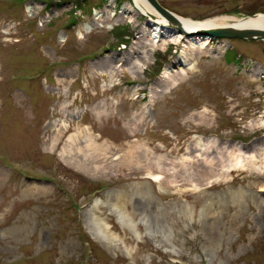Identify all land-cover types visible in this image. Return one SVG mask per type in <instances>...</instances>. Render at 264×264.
Instances as JSON below:
<instances>
[{
  "label": "rangeland",
  "instance_id": "obj_1",
  "mask_svg": "<svg viewBox=\"0 0 264 264\" xmlns=\"http://www.w3.org/2000/svg\"><path fill=\"white\" fill-rule=\"evenodd\" d=\"M128 1L0 0V264H264V166L198 177L184 161L197 187L128 174L137 157L179 159L199 135L263 143L250 124L264 120V40L205 35L190 49L154 37ZM157 1L196 20L264 13V0ZM166 68L181 71L176 85ZM204 106L209 125L191 116ZM85 127L115 158L99 177L58 156ZM141 139L158 149L146 159L132 155Z\"/></svg>",
  "mask_w": 264,
  "mask_h": 264
},
{
  "label": "bare ground",
  "instance_id": "obj_2",
  "mask_svg": "<svg viewBox=\"0 0 264 264\" xmlns=\"http://www.w3.org/2000/svg\"><path fill=\"white\" fill-rule=\"evenodd\" d=\"M126 9L130 10L134 15L145 14L148 23L152 27L150 33H152L154 37H160L165 34V40L175 44L186 37L188 38V41L185 42L184 47L188 45L191 46L190 49H195V47H197L199 50L200 48H205V46L209 45L208 39L204 38L206 33L203 32L206 30L219 27L264 30V13L240 17L224 14L202 20L179 16L177 19L178 21L170 26L167 25L169 19L154 9L148 0H129L126 4ZM128 17L131 21L133 20L132 23L137 21L136 17ZM139 32L143 36L147 33L144 26L139 27ZM226 45V41L218 42L214 47V51L222 52ZM134 51L138 52V47L134 48ZM144 58L145 61H147L146 54L144 55ZM190 59L191 58L188 57L187 54L185 56L183 55V60ZM142 62L143 61L139 60L135 63L137 67H139ZM253 70L258 71L256 67H254ZM180 72L181 71L169 75V70L167 68L164 70L169 86H174L178 83V79L181 76ZM183 73L186 74L187 72L184 71ZM103 112L104 110L102 109V106H96L94 109V113L98 116L102 115ZM145 112L146 111H144V113ZM207 114L208 107L204 106V109L201 112H195L191 116L200 118L205 125H209V119L206 118ZM68 123L69 122H65L64 127H67ZM250 126L253 129L262 127L264 126V120H252ZM209 127H211V125ZM132 135L135 137V134ZM97 137L98 135L94 134L90 127H85L84 130H78L76 133H70L67 135L65 142L61 146L58 156L64 164L73 167L83 174L90 177H99L108 171L110 163H112L115 158L108 156V154L104 155V159L100 156L101 154L97 150L102 148L103 144L97 143ZM57 140L58 138L54 139V141ZM133 147L137 149L135 151L134 148L132 149V155L143 156L144 159H146L150 153L158 150L156 147H150L149 143L144 139L135 140ZM104 151L105 153H108L106 149H104ZM174 151L180 152L181 148L172 149L167 154L171 155ZM192 153L195 154L191 156ZM210 154L212 155L211 157H209ZM262 154H264V142L254 145L251 150H244V147L238 143L219 140L216 136L205 137L199 135L195 137V142L192 143V145L189 144L185 148L184 154L179 159H168L164 155L159 154L155 159L148 160L142 164V161H144L142 157H137L136 166L133 168L134 170L130 171L128 174L136 175L147 170V173L152 174V176L159 182V187H162L161 182L159 181L161 178H164V183L171 187H177L187 182H189L192 187H197L196 183H192L195 181L193 173H190L189 168L183 163L184 161L192 163L191 166L198 171L195 173L198 177L207 176L215 170H218V177H224L227 173H231L236 167L249 169L254 166L259 172L261 167L264 166V157L261 161ZM194 157H196V159H194ZM106 160H108V162H106ZM118 163L122 165V161ZM125 163L127 164V162ZM177 163L181 166L180 168H176ZM258 186L260 189H264V182H261ZM116 198L117 201H120L119 196H116ZM138 204L141 210H149L148 202L144 201L143 203Z\"/></svg>",
  "mask_w": 264,
  "mask_h": 264
},
{
  "label": "water",
  "instance_id": "obj_3",
  "mask_svg": "<svg viewBox=\"0 0 264 264\" xmlns=\"http://www.w3.org/2000/svg\"><path fill=\"white\" fill-rule=\"evenodd\" d=\"M149 3L153 6L154 9L162 13L169 22L174 25L177 22L179 16L169 9L160 5L157 0H148ZM262 14V13H258ZM254 15V14H253ZM203 33L206 35L220 38H245V39H260L264 40V30L262 29H246V28H237V27H219L210 30H206Z\"/></svg>",
  "mask_w": 264,
  "mask_h": 264
}]
</instances>
